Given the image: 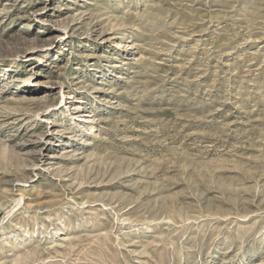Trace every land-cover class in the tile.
<instances>
[{
  "label": "rangeland",
  "instance_id": "374dc122",
  "mask_svg": "<svg viewBox=\"0 0 264 264\" xmlns=\"http://www.w3.org/2000/svg\"><path fill=\"white\" fill-rule=\"evenodd\" d=\"M0 264H264V0H0Z\"/></svg>",
  "mask_w": 264,
  "mask_h": 264
},
{
  "label": "bare ground",
  "instance_id": "6f19581e",
  "mask_svg": "<svg viewBox=\"0 0 264 264\" xmlns=\"http://www.w3.org/2000/svg\"><path fill=\"white\" fill-rule=\"evenodd\" d=\"M87 116H89V114H86Z\"/></svg>",
  "mask_w": 264,
  "mask_h": 264
}]
</instances>
